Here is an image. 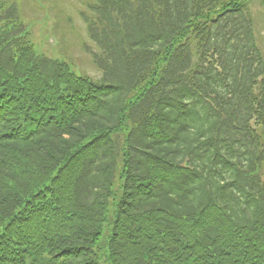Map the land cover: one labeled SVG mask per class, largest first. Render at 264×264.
<instances>
[{"label": "trees", "instance_id": "16d2710c", "mask_svg": "<svg viewBox=\"0 0 264 264\" xmlns=\"http://www.w3.org/2000/svg\"><path fill=\"white\" fill-rule=\"evenodd\" d=\"M253 2L91 1L94 78L0 0V264H264Z\"/></svg>", "mask_w": 264, "mask_h": 264}, {"label": "rangeland", "instance_id": "374dc122", "mask_svg": "<svg viewBox=\"0 0 264 264\" xmlns=\"http://www.w3.org/2000/svg\"><path fill=\"white\" fill-rule=\"evenodd\" d=\"M16 3L31 33L35 50L67 62L77 74L98 78L100 73L85 50L89 44L82 11L94 0H7ZM251 14L258 26L257 40L264 51V10L253 2ZM91 49H94L92 47Z\"/></svg>", "mask_w": 264, "mask_h": 264}]
</instances>
